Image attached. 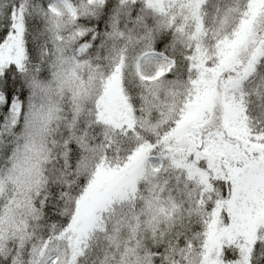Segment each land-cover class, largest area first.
<instances>
[{"label": "snow or ice", "instance_id": "6c2138e0", "mask_svg": "<svg viewBox=\"0 0 264 264\" xmlns=\"http://www.w3.org/2000/svg\"><path fill=\"white\" fill-rule=\"evenodd\" d=\"M0 264H264V0H0Z\"/></svg>", "mask_w": 264, "mask_h": 264}, {"label": "trees", "instance_id": "16d2710c", "mask_svg": "<svg viewBox=\"0 0 264 264\" xmlns=\"http://www.w3.org/2000/svg\"><path fill=\"white\" fill-rule=\"evenodd\" d=\"M29 39H31V36L29 37ZM211 239L213 240V242H215L216 240L219 239V237L217 236V237H213V238H211Z\"/></svg>", "mask_w": 264, "mask_h": 264}]
</instances>
